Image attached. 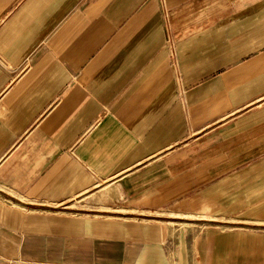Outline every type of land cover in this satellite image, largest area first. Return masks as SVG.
Masks as SVG:
<instances>
[{"label":"crops","instance_id":"1","mask_svg":"<svg viewBox=\"0 0 264 264\" xmlns=\"http://www.w3.org/2000/svg\"><path fill=\"white\" fill-rule=\"evenodd\" d=\"M0 264H264V0H0Z\"/></svg>","mask_w":264,"mask_h":264},{"label":"rangeland","instance_id":"2","mask_svg":"<svg viewBox=\"0 0 264 264\" xmlns=\"http://www.w3.org/2000/svg\"><path fill=\"white\" fill-rule=\"evenodd\" d=\"M221 213H222V216H221V218H222V224L220 226V229L227 230L228 229V223L225 220L228 219V212L225 211V212H221Z\"/></svg>","mask_w":264,"mask_h":264}]
</instances>
